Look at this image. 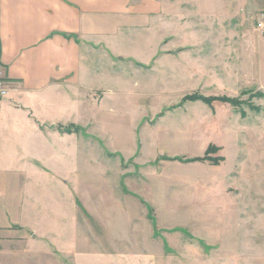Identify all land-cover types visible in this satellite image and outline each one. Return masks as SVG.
I'll use <instances>...</instances> for the list:
<instances>
[{"label": "rangeland", "instance_id": "374dc122", "mask_svg": "<svg viewBox=\"0 0 264 264\" xmlns=\"http://www.w3.org/2000/svg\"><path fill=\"white\" fill-rule=\"evenodd\" d=\"M140 3L139 38L92 55L66 184L30 194L28 244L0 264H264V0ZM216 96L242 103L196 99Z\"/></svg>", "mask_w": 264, "mask_h": 264}, {"label": "crops", "instance_id": "0c3cea01", "mask_svg": "<svg viewBox=\"0 0 264 264\" xmlns=\"http://www.w3.org/2000/svg\"><path fill=\"white\" fill-rule=\"evenodd\" d=\"M149 5L140 0H0V79L9 88L0 98V252L28 244L30 194H45L42 183L64 182L54 160L60 141L77 143L75 131H69L76 125L75 100L86 90L92 55L117 56L116 38H139ZM58 192L47 194L51 200L44 202L54 206V199L58 207L72 197Z\"/></svg>", "mask_w": 264, "mask_h": 264}, {"label": "trees", "instance_id": "16d2710c", "mask_svg": "<svg viewBox=\"0 0 264 264\" xmlns=\"http://www.w3.org/2000/svg\"><path fill=\"white\" fill-rule=\"evenodd\" d=\"M196 99L202 100L203 102H205L209 106L214 104L215 102H217V103H221V104L227 103V104H230L233 107H237V106H239L242 103V102L238 101L235 98H229V97H222L221 98L219 96H216V97H203V98H196ZM193 100H195V99H193ZM208 152L216 153L217 152V147H215L214 144L210 143L208 145V148H207L203 158H202L203 161L207 160V161H210L213 164H217L219 162V160H221V157H217V156L213 157V156H211L212 154L208 155L207 154Z\"/></svg>", "mask_w": 264, "mask_h": 264}, {"label": "built area", "instance_id": "2783aa9c", "mask_svg": "<svg viewBox=\"0 0 264 264\" xmlns=\"http://www.w3.org/2000/svg\"><path fill=\"white\" fill-rule=\"evenodd\" d=\"M257 26L263 28L264 24L261 20L258 21ZM9 88L3 80L0 79V98L5 97L8 94Z\"/></svg>", "mask_w": 264, "mask_h": 264}]
</instances>
